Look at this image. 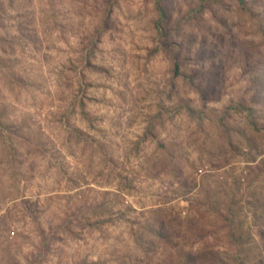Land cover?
<instances>
[{"label":"rangeland","instance_id":"1","mask_svg":"<svg viewBox=\"0 0 264 264\" xmlns=\"http://www.w3.org/2000/svg\"><path fill=\"white\" fill-rule=\"evenodd\" d=\"M245 2L0 0V264H264Z\"/></svg>","mask_w":264,"mask_h":264},{"label":"trees","instance_id":"2","mask_svg":"<svg viewBox=\"0 0 264 264\" xmlns=\"http://www.w3.org/2000/svg\"><path fill=\"white\" fill-rule=\"evenodd\" d=\"M237 1H238L239 4L242 5L245 9L247 8L245 0H237ZM179 68H180V67L177 65V66H176V74L179 73Z\"/></svg>","mask_w":264,"mask_h":264}]
</instances>
